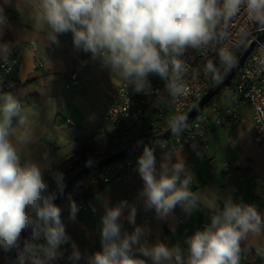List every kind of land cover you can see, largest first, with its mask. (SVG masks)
<instances>
[{
	"label": "clouds",
	"instance_id": "9594fccd",
	"mask_svg": "<svg viewBox=\"0 0 264 264\" xmlns=\"http://www.w3.org/2000/svg\"><path fill=\"white\" fill-rule=\"evenodd\" d=\"M32 25L46 34L48 40L59 43L58 35L71 32L77 49L90 52L93 58L119 74L136 93H151L150 75L165 81V91L177 100L186 92L184 77L190 66L181 59L185 51L215 49L219 64L227 71L235 66V53L224 44L229 22L243 8L248 19L264 29V0H28ZM35 13V14H34ZM0 8V25L6 21ZM216 45H220L216 47ZM10 46L0 44V66L10 70ZM199 71L198 69L196 70ZM205 75L220 81L219 69L209 60L203 67ZM162 97L157 95V100ZM31 113L25 110L12 92H0V249H18L22 232L32 229L33 239L43 234L46 243L24 242L18 252L19 264H52L60 255V246L68 237L61 220V210L53 201L54 192L42 178L36 164H20V148L34 140ZM17 123L13 124V119ZM169 129L179 136L189 129L187 119L174 115ZM161 147H167L161 142ZM137 171L144 184L140 192L145 206L154 208L160 217L177 205L191 213L199 204L212 212L210 223L186 239L187 256L179 246L157 243L141 245L138 251L153 264H240L241 242L249 235L264 233V217L251 204L234 203L229 196L223 207L216 201L204 200L191 190L192 179L184 162L177 156L170 163L163 153L159 171L154 149L145 146L138 157ZM58 190L64 187L62 172H54ZM126 201L107 208L101 218V250L88 258V264H146L133 254L142 229L121 235L118 223ZM79 207L70 206V218L75 219ZM136 209L130 207L128 220L135 223ZM257 254L264 257V249ZM81 258L73 243L71 260Z\"/></svg>",
	"mask_w": 264,
	"mask_h": 264
},
{
	"label": "crops",
	"instance_id": "0c3cea01",
	"mask_svg": "<svg viewBox=\"0 0 264 264\" xmlns=\"http://www.w3.org/2000/svg\"><path fill=\"white\" fill-rule=\"evenodd\" d=\"M0 8L4 15L9 14L0 25V44L7 43L11 50L24 48L29 41L37 44L34 50L23 49L12 78L16 82L15 96L21 103L31 102L24 106L34 121V140L20 148V164H36L45 180L50 171L73 158L80 146L105 149L106 138L113 137L114 132L109 130L102 115L123 79L119 70L112 71L90 52L77 49L71 32L59 34V43L48 40L28 18L31 11L28 0H0ZM73 74L77 84H71ZM232 103L229 92L221 94L211 105L223 109ZM165 104L157 103L156 107L165 111ZM207 116L211 131L209 154L205 156L197 149L179 148L168 152L170 163H175L177 156L183 160L192 179L191 190L204 200L216 201L222 208L224 198L229 196L234 203L251 205L254 199H260L261 203L254 206L264 217V148L254 141L252 107L239 105L228 127L215 126L212 111ZM16 123L14 118L13 124ZM162 158L163 155L156 160L158 171ZM224 162L234 170L232 175H226ZM252 175L259 177L260 182L252 183L249 179ZM143 184L136 171L90 196L86 201L87 210H79L75 219L64 224L70 239L60 246V255L52 264H88V258L102 247L101 218L107 208L116 207L121 201L128 205L118 220L122 226L121 235L132 234L137 226L142 229L139 243L133 245L135 256L144 259L146 264H153L151 258L141 255L139 247L164 243L169 247L179 246L186 257V239L210 223L211 210L201 203L189 213L177 205L160 217L154 208L145 206L140 195ZM131 206L136 209L134 224L128 220ZM73 243L81 254L75 262L70 259ZM241 247L264 249V233L250 234L241 242ZM2 252L1 249L0 256ZM244 258L245 253L241 252L240 264ZM261 264L264 263L261 261Z\"/></svg>",
	"mask_w": 264,
	"mask_h": 264
},
{
	"label": "built area",
	"instance_id": "2783aa9c",
	"mask_svg": "<svg viewBox=\"0 0 264 264\" xmlns=\"http://www.w3.org/2000/svg\"><path fill=\"white\" fill-rule=\"evenodd\" d=\"M258 26L252 23L243 8L241 13L229 22L227 38L224 44L231 47L235 53L236 61L244 52L245 48L256 38ZM36 42L29 41L24 48L35 49ZM220 45H216L219 47ZM24 48L12 49L10 70L7 66H0V92L16 88V82L12 74L19 66L22 51ZM190 66L189 72L184 77L186 92L177 100H173L165 91V81L157 75H150L151 93H136L131 86L127 87L124 80L118 85L110 102L102 115V120L107 124L109 130L114 132L112 145L120 150L135 144L142 137H150L159 134L158 131L169 123L174 115L185 112L197 102V100L209 89L212 83L217 81L212 75H205L203 67L209 60L216 63L220 77L226 70L219 64V59L215 49H193L189 47L181 57ZM2 64V62H0ZM199 70L198 72L196 70ZM235 78V79H234ZM231 80L230 92L233 103L229 107L220 109L211 105L213 121L217 127H228L236 117V108L241 104H249L253 109L252 120L255 126L254 141L264 148V37L257 41L254 48L247 56L240 69ZM76 76L72 75L71 84H77ZM162 99L157 100V95ZM157 103H167L172 114L156 107ZM209 117L204 112L188 123L189 129L183 130L179 136L172 135L160 142L154 143L150 147L154 149L156 160L163 153L179 148H192L200 150L205 156L209 154V137L211 131L208 125ZM161 142H166L167 147H161ZM106 152L96 150L89 155L88 164L105 157ZM143 154L139 151L116 163L107 165L101 169L93 171L91 175H86L79 183V191L83 195L77 206L79 210H87L86 201L93 194L102 190L106 186L117 182L137 171V160ZM225 167L226 175H232L233 169L228 167V163L222 164ZM252 183L260 182V178L250 176ZM71 197L69 196L68 199ZM260 199H254L252 204H260ZM58 206V205H57ZM61 210V220L63 224L68 223L70 209L63 205L58 206ZM264 213V207L262 208ZM32 243L44 244L46 240L41 233L39 238L30 240Z\"/></svg>",
	"mask_w": 264,
	"mask_h": 264
},
{
	"label": "water",
	"instance_id": "95a60500",
	"mask_svg": "<svg viewBox=\"0 0 264 264\" xmlns=\"http://www.w3.org/2000/svg\"><path fill=\"white\" fill-rule=\"evenodd\" d=\"M264 37V29H259L256 32V38L245 48L244 52L240 55L238 60L235 63V66L232 67L230 70H227L223 76L221 77L220 81H217L211 88H209L198 100L195 104L183 115L187 119V124L211 101V99L216 96L219 92L227 87V85L231 82L234 78L237 71L240 69L241 65L250 54L254 45L257 41L261 40ZM174 135V133L169 129V127L159 134H155L132 144L126 148L120 149L110 155H107L95 162L87 164L83 168H81L76 173L72 174L69 179L64 183V187L62 191H58L56 194V198L54 199L53 203L57 206L63 196L68 192V190L76 184L81 178L85 177L86 175L90 174L91 172L101 169L107 165L112 163H116L121 161L124 158H127L139 151H142L145 146L150 147L154 143L160 142L163 139L169 138L170 136ZM32 229L29 228L21 235V240L18 249L11 250L8 258L5 260L3 264H14L15 261L18 259V252L23 249L24 242L29 241L32 239ZM261 257V261L264 263V257Z\"/></svg>",
	"mask_w": 264,
	"mask_h": 264
},
{
	"label": "trees",
	"instance_id": "16d2710c",
	"mask_svg": "<svg viewBox=\"0 0 264 264\" xmlns=\"http://www.w3.org/2000/svg\"><path fill=\"white\" fill-rule=\"evenodd\" d=\"M6 17H9V14H5ZM215 83H212L211 87L214 85ZM231 86V82L227 85V87L230 88ZM225 89H223L221 92H219L216 96H214L211 101L193 118H197L201 113L204 112V110L206 108H208L215 100L217 97H219L223 91ZM2 92H12L14 95L16 93V88L11 89V90H4ZM30 101H23L22 105H28L30 104ZM193 106V105H192ZM190 108H188L185 112L179 114V115H184ZM192 119V120H193ZM191 122V121H190ZM168 124H165L159 131L158 133L163 132L164 130H166L168 128ZM176 135V134H175ZM148 137H142L139 139L140 142L142 140H145ZM112 141H113V137L108 136V138H106L104 144H105V149H101L103 151L106 152L105 156L110 155L114 152L117 151V149H115L112 145ZM136 142V143H137ZM96 151L93 147L90 146H80L78 148V150L76 151L75 155L73 158L69 159L68 161H66L64 164H62L59 168H57L56 170H52L48 173V175L46 176L45 181L48 183L49 185V191L50 192H54L55 194L58 193V189L56 187L55 181L53 180V173L54 172H62L64 175V183L69 179V177L76 173L77 171H79L81 168H83L84 166H86L88 164V159H89V155ZM94 172H91L89 175L93 174ZM83 180V178H81L76 184H74L69 190L68 192L63 196V198L61 199V201L59 202L58 206L63 205L65 208L70 209L71 203L75 202L76 204H78V202L80 201L81 198H83V195L81 194V192L79 191V183ZM71 197L70 199H68V197ZM25 232V231H24ZM22 232V234L24 233ZM1 250V249H0ZM11 251L9 252H5L3 251L1 256H0V264H3L5 262V260L8 258L9 254ZM241 252L245 253V258L244 260L241 262V264H261V257L260 255L257 254V250L252 249V248H244L241 247ZM18 259L15 261L14 264H17Z\"/></svg>",
	"mask_w": 264,
	"mask_h": 264
},
{
	"label": "rangeland",
	"instance_id": "374dc122",
	"mask_svg": "<svg viewBox=\"0 0 264 264\" xmlns=\"http://www.w3.org/2000/svg\"><path fill=\"white\" fill-rule=\"evenodd\" d=\"M234 79H235V78H234ZM234 79H233V80H234ZM229 92H230V88H229V87H226L222 94H229ZM163 109H165V111H168L169 114H172V112H171V110L169 109V107H168L167 104H165V105L163 106ZM204 112H206L207 114H210V113H211V109H210V107L206 108V109L204 110Z\"/></svg>",
	"mask_w": 264,
	"mask_h": 264
}]
</instances>
